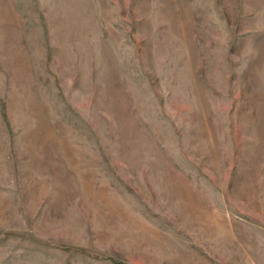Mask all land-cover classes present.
<instances>
[{"label": "rangeland", "instance_id": "374dc122", "mask_svg": "<svg viewBox=\"0 0 264 264\" xmlns=\"http://www.w3.org/2000/svg\"><path fill=\"white\" fill-rule=\"evenodd\" d=\"M0 264H264V0H0Z\"/></svg>", "mask_w": 264, "mask_h": 264}]
</instances>
